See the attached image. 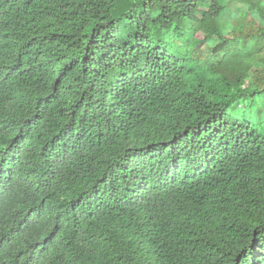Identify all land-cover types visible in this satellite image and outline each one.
<instances>
[{"label": "trees", "instance_id": "16d2710c", "mask_svg": "<svg viewBox=\"0 0 264 264\" xmlns=\"http://www.w3.org/2000/svg\"><path fill=\"white\" fill-rule=\"evenodd\" d=\"M0 264H264V0H0Z\"/></svg>", "mask_w": 264, "mask_h": 264}, {"label": "rangeland", "instance_id": "374dc122", "mask_svg": "<svg viewBox=\"0 0 264 264\" xmlns=\"http://www.w3.org/2000/svg\"><path fill=\"white\" fill-rule=\"evenodd\" d=\"M197 37L204 40L205 35L202 33H198ZM215 39V40H214ZM213 42L203 41L199 46H194L193 44H190L186 47V56L189 59H195L197 57L200 58H208L210 57L212 61H214L213 57V48L216 46L217 43H219V40L217 37H214ZM180 42L179 40H177ZM177 42V43H178Z\"/></svg>", "mask_w": 264, "mask_h": 264}]
</instances>
